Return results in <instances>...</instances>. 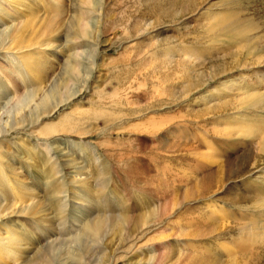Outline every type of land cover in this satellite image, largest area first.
<instances>
[{
    "label": "rangeland",
    "instance_id": "1",
    "mask_svg": "<svg viewBox=\"0 0 264 264\" xmlns=\"http://www.w3.org/2000/svg\"><path fill=\"white\" fill-rule=\"evenodd\" d=\"M64 3L63 25L40 42L51 46L44 52L54 55L52 62L73 54L81 71L61 90L76 95L40 126L65 114L75 129L63 121L47 137L36 133L40 126L0 136L5 145L14 142L7 164L23 173L26 203H39L43 219H1L29 233L20 259L55 246L54 264H75L69 253L80 252L83 264H263L264 254L237 252L234 227L242 223L249 231L264 224V210L257 209L264 198V151L251 136L224 130L235 110L244 126L254 113L242 80L249 72L240 68L246 52L207 28L210 18L235 13L254 27L253 45L262 43L264 50V0ZM38 14L45 20L52 15ZM239 98L250 106H238ZM61 141L67 142L63 152L55 149ZM57 170L66 188L61 215L44 187L45 175ZM77 175L85 187L74 182ZM97 216L108 220L107 227L95 241L85 237L87 249L81 250L73 241L79 222Z\"/></svg>",
    "mask_w": 264,
    "mask_h": 264
},
{
    "label": "bare ground",
    "instance_id": "2",
    "mask_svg": "<svg viewBox=\"0 0 264 264\" xmlns=\"http://www.w3.org/2000/svg\"><path fill=\"white\" fill-rule=\"evenodd\" d=\"M64 4V0H0V136L8 135L12 129H27L33 126H40L42 119L52 116L58 111L61 104L76 95V93L73 92H70V94L66 93V95L64 92V95H62L61 92V90L66 89V87L69 88L70 86L66 84L67 82L65 83V81L68 80V83L73 82L77 78L76 73L81 71L78 63L75 61L71 62V58L75 56L73 54L71 56L64 55V59L59 58L56 62H52L51 58H53L54 55L50 58V55L45 53L48 51L46 50V47H49L48 44L42 45V42H40V40L42 41L44 39L48 42L47 38L51 33L55 34L57 28L63 25V23L61 24V16ZM42 9L52 14L46 20L45 17L38 14ZM208 10L207 8V11ZM230 14L234 16L224 17L218 14L210 18L211 23L209 22L208 25L211 27L207 29L211 34L215 31L214 35L217 37L224 35L225 38L234 43L236 52H246V57L244 56L246 60L242 58L245 63L242 64L240 68L249 72L248 76H246L247 73L244 74L245 76H243L242 80H244V84L248 83V89L251 92L248 97L253 104L251 106L247 105V102H250V100L245 98H239L237 103L238 106L241 104L240 107H243V105L250 106V111L254 113L251 118L248 119V121L251 120L250 123L244 126L243 124H237L242 121V118L241 115L238 114V109L235 110V117L230 120V122L233 123L226 124L224 130L225 132L229 131L236 135L247 134L251 136L256 147L260 145L264 151L263 45L262 43L261 45H257V47L253 45L255 39L258 38V34L251 24L249 25L246 20L238 17L235 13ZM72 25L74 24L71 23L70 27H73ZM259 29L260 28H258V30ZM260 37L262 36H259V38ZM58 48H60V46L55 47V49ZM62 51L63 48H60L59 52L62 53ZM57 62L62 63L61 65L58 64L60 68L57 67ZM257 68H259V70L254 71V69L257 70ZM57 70L60 72L58 74L61 75L62 73L64 77L61 82L64 83L62 87L58 85L55 78ZM13 78H16L17 81ZM241 87V89L246 91L245 87ZM4 100L6 102H4ZM241 109L242 108H239V110ZM70 119L69 116L66 117L64 114L58 117L54 123L51 122L48 124L45 121L38 128L36 133L47 137L51 133L56 132L59 122L63 123V121L67 122V125H69L68 129L66 127L67 130H74L76 125L73 126V121ZM234 123V126H236L235 128H233ZM231 127L232 129H229ZM234 136L235 135L232 137ZM230 138L231 137L228 139ZM9 142L10 144H14L13 141ZM4 143L5 141L1 140L0 137V223L2 226L0 227V264H54L55 251L57 250L55 246L35 248L34 253L31 251V253H33L32 257L29 256V258L21 260L20 248H22V241L29 236V233L23 228H12V226L6 225L5 221H1V219L5 217L8 220L13 214H16L24 217L33 216L35 217L36 224H43V219L39 218L40 204L34 203L33 200L31 201L32 204L26 203V198L30 193L28 191L29 187L27 188L24 182L23 173L18 167L13 165L8 166L7 164L6 155L12 153V151L10 150L11 145L9 143L5 145ZM65 143L67 142H57L55 149L60 152L62 147L66 145ZM74 146L77 147V144ZM61 152H63V150ZM67 156L63 154L61 157ZM13 157L14 155H12V158ZM61 157H59V159ZM51 161L49 159L47 162L48 164L46 163L47 166ZM57 165L60 166L59 164ZM58 174L59 170L56 172L50 171L48 175H45L44 187L48 190L50 189L49 197L51 203L54 205L55 211H58V214L61 215L62 213L59 211L62 208L64 199L66 201V197L63 198L66 188L65 185L61 183L62 181L60 182L56 179ZM77 177L79 178L74 182L77 183L78 187L82 188V185L85 187L86 181L80 178V175H77ZM262 179L264 182V177ZM252 192L254 191L252 190ZM76 194H78V192ZM78 195L81 196V194ZM240 197L243 198V196ZM257 204V209H261L260 211L264 210V198L257 201ZM260 217L261 216L258 215L257 219ZM107 221L105 218L98 216L95 218L84 217L79 222L80 230L73 238V241L79 247L82 246L81 250H86V240H84V238H92L95 241V239L101 235L102 231H104L105 227H107ZM223 223L225 224V222ZM252 223L253 220L251 221V224ZM224 224H222L223 228L226 225ZM238 224L234 227L239 235L236 243L237 252L245 255L246 252L249 251L252 257L264 254V224L254 228L248 226L249 231L242 223ZM243 231L247 233L245 239L242 236ZM26 240L27 239L24 241ZM23 243L25 244L26 242ZM26 246L27 245H25V247ZM26 252L29 251L26 250ZM69 254L73 257L72 261L75 264H83L84 260L81 256V252L78 254Z\"/></svg>",
    "mask_w": 264,
    "mask_h": 264
}]
</instances>
